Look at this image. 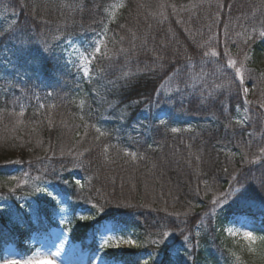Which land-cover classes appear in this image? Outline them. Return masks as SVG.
<instances>
[{
	"label": "trees",
	"instance_id": "1",
	"mask_svg": "<svg viewBox=\"0 0 264 264\" xmlns=\"http://www.w3.org/2000/svg\"><path fill=\"white\" fill-rule=\"evenodd\" d=\"M115 1L0 0V194L18 191V176L49 183L74 214L151 235L165 255L193 238L226 188L237 190L229 214L264 225V69L251 64L264 57V0H124L106 26ZM105 26L84 82L69 46L93 43ZM229 59L243 66V86ZM43 222L11 226L0 208V261L8 246L33 255ZM92 226L72 240L85 247ZM141 252L115 260L141 264ZM225 255L215 244L194 262Z\"/></svg>",
	"mask_w": 264,
	"mask_h": 264
},
{
	"label": "rangeland",
	"instance_id": "2",
	"mask_svg": "<svg viewBox=\"0 0 264 264\" xmlns=\"http://www.w3.org/2000/svg\"><path fill=\"white\" fill-rule=\"evenodd\" d=\"M124 0H116L108 10V22L116 20L120 10L124 7ZM1 25V21H0ZM103 33L91 44L86 46L70 45L69 57L71 64L77 66L83 75V81L90 80L93 73V61L99 54L107 37V27ZM250 60V58H249ZM253 61V60H252ZM259 69H264L262 61L251 63ZM88 67V75L84 74V66ZM250 93V90L247 91ZM80 92L79 100L82 106L83 96ZM144 114L149 115L146 107ZM129 113L125 110L124 114ZM238 113H244L238 110ZM264 114V110H263ZM156 120L163 121V113L153 112ZM239 119L240 125H246L247 115ZM246 120V121H245ZM188 127V122L183 124ZM187 127H185L187 129ZM178 129L177 127H174ZM18 191L7 189L0 194V208L7 215L8 225L16 226L25 221L37 222L44 220L45 230L35 232L30 236V244L36 246V252L27 258L20 256L13 247H7L5 256L0 264H121L115 260V254L131 249H140V263L145 264H198L195 261L197 251L205 253L211 251L215 244L226 251L225 258L220 264H264V225L260 217L248 215L229 214L227 206L234 198L237 190L226 188L225 193L215 196L210 204L202 211V218L197 224L193 238L179 243L168 251V255L156 250L159 247L151 235L115 225L111 222L94 224L95 216L91 212L74 214L69 208L68 200L60 194L59 190L49 183L34 182L25 176H18ZM49 212V223L43 210ZM91 217V219H89ZM54 223L55 226L51 224ZM93 225L86 234L85 247L76 240H72L71 232ZM245 233H251L254 240H247ZM131 240L133 245L121 243L114 247L118 241ZM95 244L93 248L92 245Z\"/></svg>",
	"mask_w": 264,
	"mask_h": 264
},
{
	"label": "snow or ice",
	"instance_id": "3",
	"mask_svg": "<svg viewBox=\"0 0 264 264\" xmlns=\"http://www.w3.org/2000/svg\"><path fill=\"white\" fill-rule=\"evenodd\" d=\"M261 35L264 36V33H261ZM96 51L99 52L100 49L97 48ZM204 55H208V53H204ZM212 55L215 56V55H217V53L213 52ZM227 63H228V66L231 67V68H233L234 71H235L234 79L239 80L240 86H243V84H244V77H243V71H242L243 66L241 65L240 67H237L236 66V61H234L232 59H229ZM83 71H84V74L87 76L88 75V67L86 65L84 66ZM243 91L245 93H247L248 89L247 88H244ZM261 106L264 107V104H262ZM172 131L175 132V131H177V129L173 128ZM261 187L264 188V185H262ZM238 192H240V190ZM241 195H243V193H241ZM89 219H91V217H89ZM244 237H245V239H247L249 241L255 239V237H253L251 233H245L244 234ZM121 243H127L129 245H133L134 242L131 241V240L118 241L114 245V247H117L118 248ZM13 264H17V262H13ZM145 264H147V262H145Z\"/></svg>",
	"mask_w": 264,
	"mask_h": 264
}]
</instances>
